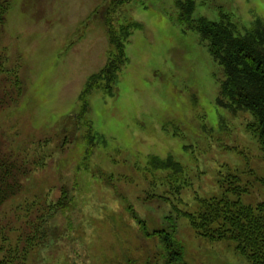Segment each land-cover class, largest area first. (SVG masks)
I'll list each match as a JSON object with an SVG mask.
<instances>
[{"label": "rangeland", "instance_id": "1", "mask_svg": "<svg viewBox=\"0 0 264 264\" xmlns=\"http://www.w3.org/2000/svg\"><path fill=\"white\" fill-rule=\"evenodd\" d=\"M121 1L8 0L2 72L18 96L0 111V149L29 170L0 208V258L162 264L156 232H166L185 264H251L234 242L200 236L189 215L223 198L232 177L243 204L264 201L252 118L217 103L222 72L179 22L178 0ZM221 14L241 34L264 30V0H195L194 18ZM122 27L125 64L83 110L87 80L115 53L107 30Z\"/></svg>", "mask_w": 264, "mask_h": 264}, {"label": "trees", "instance_id": "2", "mask_svg": "<svg viewBox=\"0 0 264 264\" xmlns=\"http://www.w3.org/2000/svg\"><path fill=\"white\" fill-rule=\"evenodd\" d=\"M129 0H122L126 3ZM116 4H119L115 1ZM178 20L195 32L205 43L207 51L222 72L219 83L217 103L232 111H245L251 121L247 128L257 139L264 152V30L261 25L247 30L244 34L237 31L229 17L221 14L217 21L200 17L194 18L195 0H178ZM11 8L8 0H0V30L5 25L6 15ZM117 34L113 28L107 30L108 41L115 47L113 58L105 68L91 76L82 90L79 99L82 109L87 105V96L96 87L105 84L104 89L111 91L115 73L125 64L123 43L128 35L126 27ZM4 55L0 52V111L18 96L17 80L2 72ZM28 166L18 155L7 154L0 149V208L22 188L21 178L27 175ZM224 190L223 198H211L200 202L198 214L189 215L194 229L200 236L210 240H230L236 250L251 264H264V201L245 205L240 201L245 188L234 184V179ZM223 187V186H222ZM230 195L235 199L231 200ZM146 232V231H144ZM162 236L164 255L162 264H185L179 248L164 237L166 232H156ZM7 255L0 258V264H20L13 262ZM24 262V259H23ZM23 264V263H22Z\"/></svg>", "mask_w": 264, "mask_h": 264}]
</instances>
